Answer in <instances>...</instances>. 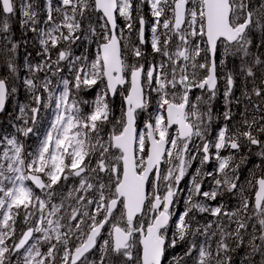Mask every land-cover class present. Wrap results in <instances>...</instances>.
<instances>
[{
    "label": "snow or ice",
    "instance_id": "6c2138e0",
    "mask_svg": "<svg viewBox=\"0 0 264 264\" xmlns=\"http://www.w3.org/2000/svg\"><path fill=\"white\" fill-rule=\"evenodd\" d=\"M5 113L0 264H264V0H0Z\"/></svg>",
    "mask_w": 264,
    "mask_h": 264
},
{
    "label": "trees",
    "instance_id": "16d2710c",
    "mask_svg": "<svg viewBox=\"0 0 264 264\" xmlns=\"http://www.w3.org/2000/svg\"><path fill=\"white\" fill-rule=\"evenodd\" d=\"M13 30L17 33V35H19V32H20V28H19V24L14 20L13 22ZM21 95L23 96V93H21ZM95 95V93H91L89 94V99L93 98ZM115 104H116V107H117V110L119 109V104H120V97L119 95L116 96L115 98ZM8 111H11L9 108H8ZM118 114V113H117ZM6 118V113L4 114L3 117H0V119H5Z\"/></svg>",
    "mask_w": 264,
    "mask_h": 264
},
{
    "label": "rangeland",
    "instance_id": "374dc122",
    "mask_svg": "<svg viewBox=\"0 0 264 264\" xmlns=\"http://www.w3.org/2000/svg\"><path fill=\"white\" fill-rule=\"evenodd\" d=\"M13 22H14V21H13ZM18 98H19V99H23V96L20 95ZM8 108H9L10 110H12V108H11V104L8 105ZM141 126H142V125H141ZM182 184H183V182H182ZM178 208H179L180 210H182V208H183V201H182V200L179 202V204H178Z\"/></svg>",
    "mask_w": 264,
    "mask_h": 264
},
{
    "label": "flooded vegetation",
    "instance_id": "af4514ba",
    "mask_svg": "<svg viewBox=\"0 0 264 264\" xmlns=\"http://www.w3.org/2000/svg\"><path fill=\"white\" fill-rule=\"evenodd\" d=\"M185 184H186V180H185V181H183V184H181V187H184V186H185Z\"/></svg>",
    "mask_w": 264,
    "mask_h": 264
}]
</instances>
